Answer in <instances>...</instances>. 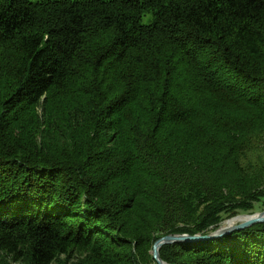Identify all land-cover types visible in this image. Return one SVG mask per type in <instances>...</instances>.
Returning a JSON list of instances; mask_svg holds the SVG:
<instances>
[{
	"label": "trees",
	"instance_id": "16d2710c",
	"mask_svg": "<svg viewBox=\"0 0 264 264\" xmlns=\"http://www.w3.org/2000/svg\"><path fill=\"white\" fill-rule=\"evenodd\" d=\"M260 153L264 0H0V264H156L263 200ZM159 255L264 264V222Z\"/></svg>",
	"mask_w": 264,
	"mask_h": 264
},
{
	"label": "water",
	"instance_id": "95a60500",
	"mask_svg": "<svg viewBox=\"0 0 264 264\" xmlns=\"http://www.w3.org/2000/svg\"><path fill=\"white\" fill-rule=\"evenodd\" d=\"M248 216L250 217L242 222H238L234 225L227 226V227H218L207 235L167 234V235L161 236L154 241L150 253L156 264H168L164 262L159 255V248L165 244H172V243H177V242H192L196 240L218 237V236H222L224 234L230 233L234 230L244 229L253 224L264 222V211L260 213H254Z\"/></svg>",
	"mask_w": 264,
	"mask_h": 264
},
{
	"label": "rangeland",
	"instance_id": "374dc122",
	"mask_svg": "<svg viewBox=\"0 0 264 264\" xmlns=\"http://www.w3.org/2000/svg\"><path fill=\"white\" fill-rule=\"evenodd\" d=\"M31 1H35V0H31ZM152 20V16L150 13H145L142 18H141V23L142 24H148L150 23ZM261 156H263V160H264V153L261 154ZM264 172V171H263ZM264 175V174H263ZM263 186H264V181H263ZM264 211V198L263 200L257 202V203H254L253 204V209L252 210H249L248 212H244V213H240V214H237V215H251V214H254V213H260V212H263ZM234 217V216H233ZM230 218V217H229ZM229 218H225L223 219L219 224H218V227H222V224L224 221H226L227 219ZM217 227V228H218ZM151 251V250H150Z\"/></svg>",
	"mask_w": 264,
	"mask_h": 264
},
{
	"label": "bare ground",
	"instance_id": "6f19581e",
	"mask_svg": "<svg viewBox=\"0 0 264 264\" xmlns=\"http://www.w3.org/2000/svg\"><path fill=\"white\" fill-rule=\"evenodd\" d=\"M249 217L250 216H248V215H237V216H235L233 218H229L226 221H224L223 224H222V227H227V226L234 225V224H236L238 222H242V221L248 219Z\"/></svg>",
	"mask_w": 264,
	"mask_h": 264
}]
</instances>
